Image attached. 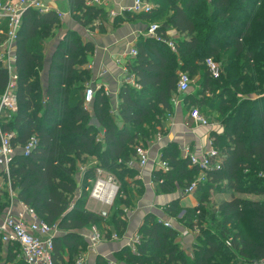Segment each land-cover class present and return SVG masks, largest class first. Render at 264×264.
Masks as SVG:
<instances>
[{
	"label": "trees",
	"instance_id": "1",
	"mask_svg": "<svg viewBox=\"0 0 264 264\" xmlns=\"http://www.w3.org/2000/svg\"><path fill=\"white\" fill-rule=\"evenodd\" d=\"M147 1L154 5L149 14L126 12L122 19L152 24L162 17L156 24L158 39L148 38L135 45L136 56L126 69L136 87L122 85L115 110L103 89L95 91L89 109L84 107L89 72L82 67L93 47L90 42L81 43L75 33L66 34L58 44L42 89L44 42L59 19L54 11L24 12L16 46L17 110L2 124L4 132L15 134L12 145L18 149L9 166L8 185L0 189V218L9 194H15L16 200L32 208L40 219L56 225L61 234L54 239V264L75 263L86 250L79 235L84 229L95 226L103 231L108 226L122 233L124 210L130 206L129 200L122 199L128 196L130 184L139 183L135 180L137 170L130 163L136 161L138 146L145 148L163 133L160 118L170 112L178 74L183 72L191 80L200 78L199 93L185 95L184 102L202 107L198 108L201 114L213 116L224 126L221 134L212 136L225 159L219 170L208 173L206 181L198 185L196 206L183 209L175 201L167 210L168 217L181 226L178 229L192 228L197 221L200 234L192 246L193 256L190 259L181 248L178 229L163 227L150 214L139 229L135 252L122 249L117 262L229 264L240 257L262 263L264 200L250 197H264V0ZM68 2L70 15L80 27L93 30L95 21L107 19L102 5H87L86 0ZM98 29L103 31L101 26ZM4 31L1 26L0 32ZM170 31L179 38H170ZM3 39L0 33V43ZM167 41L173 42L174 51ZM207 58L219 64V78L210 76L204 64ZM8 82L7 72L0 66V95ZM92 119L97 127L90 125ZM31 137L37 138V146L24 157L20 149ZM161 152V159L171 169L166 174L152 172L153 182L161 180L157 184L161 192L181 191L198 176V169L179 157L175 144ZM89 158L96 163L88 164ZM98 171L111 176L121 194L111 206L118 201L107 224V216L78 209L84 205V195L76 198L78 177L85 184ZM210 192L229 195L230 200L210 203ZM3 249L0 264H24L12 246ZM97 264L107 262L98 259Z\"/></svg>",
	"mask_w": 264,
	"mask_h": 264
},
{
	"label": "built area",
	"instance_id": "2",
	"mask_svg": "<svg viewBox=\"0 0 264 264\" xmlns=\"http://www.w3.org/2000/svg\"><path fill=\"white\" fill-rule=\"evenodd\" d=\"M110 0H86L87 5L101 6L107 4ZM154 8L147 0H132V5L129 12L133 14H149ZM27 9L36 10L39 12H46L47 9L40 3L39 0H0V27L4 26L5 31L3 42L0 43V66L7 72L8 85L5 91L0 95V174L4 183L8 185L9 182V166L12 163L13 156L17 150L12 145V140L15 137L13 132H4L2 124L17 110L16 98L14 95L17 74L15 70L16 62V46L18 32L21 27V21L24 12ZM57 15V14H56ZM60 18V15H57ZM156 25H150L148 28V37L157 40ZM167 47L174 51V44L172 41H167ZM136 56V50L129 51V59ZM210 76L217 79L220 76V66L212 58H207L204 61ZM123 72L127 75L126 84L136 87L134 77L128 75L126 67ZM192 85V80L187 73L178 74V82L176 91L181 96L186 95ZM99 89V88H97ZM93 86H87L84 93V107L89 109V105L93 101L94 93L97 90ZM104 94L110 96L108 91ZM182 98V97H181ZM173 103L176 102L172 101ZM171 102V103H172ZM177 103L184 104V98L177 100ZM188 119L195 126L201 128H211V120L201 114L198 108L192 107L188 114ZM158 136V135H157ZM159 138V136H158ZM37 146V138L31 137L26 144L20 149L22 156L27 157L31 151ZM183 159L188 160L190 168L198 169V176L186 188L180 191L181 195L188 196L193 194L199 184H203L208 176V173L217 171L223 164L225 154L215 147L213 136H209L204 146H193V149H185L183 152ZM130 163L136 170L143 169L149 162L148 151L142 146L136 148V161ZM170 167L166 161L161 159L153 165V171L161 173L170 172ZM101 176H105L102 179ZM6 181V182H5ZM154 184L156 182H153ZM92 184L91 187L89 185ZM157 184H161L159 180ZM118 194V186L114 179L98 171L96 177L87 180L80 191V195H89L94 202L99 204L102 208H111L113 202ZM20 212L14 214L11 209L5 212V215L0 221V243L3 246H18L21 252V258L24 264H54L52 254L54 249V239L58 235V227L56 225H48L40 219L35 211L20 203ZM170 205L162 207V212H167ZM126 211L124 210V213ZM102 217L107 216V212H99ZM159 223L168 229H178L181 227L173 225L174 219L162 218L158 219ZM179 235L183 238H191L192 242L200 234V228L197 221H193L192 228L182 227L178 229ZM103 234L97 231V228L92 226L89 228V233L85 237L88 244L89 251H94L96 246L102 241ZM112 239H117L116 234L111 235ZM140 242V235L136 234L127 244V247L135 251V246ZM264 263V261H262ZM259 263V264H262ZM74 264H86L84 254H79Z\"/></svg>",
	"mask_w": 264,
	"mask_h": 264
},
{
	"label": "crops",
	"instance_id": "3",
	"mask_svg": "<svg viewBox=\"0 0 264 264\" xmlns=\"http://www.w3.org/2000/svg\"><path fill=\"white\" fill-rule=\"evenodd\" d=\"M39 1L47 11H54L57 15H60V18H58V26L53 30L51 37L44 42V68L40 73V80H42L43 87H46L48 65L58 44L66 34L75 33L80 38L81 43L90 42L93 47L92 53L88 55V63L82 67V69H86L89 72V81L86 87L93 86L96 89L99 88L108 91L112 108L115 110L119 102V91L122 85L126 84L125 80H127V75L123 72V69L126 67V64L130 62L129 51L131 49L136 50L135 45L137 43L150 38L148 37V28L151 25L149 21L140 20L128 22L123 20L122 17L126 12H129L132 0H110L107 4L102 5L107 14L106 21L102 23L98 20L95 21L93 23L94 29L90 30L89 28L78 26L73 20L70 15L68 0ZM100 26L103 29L102 32L98 29ZM167 35L175 40L179 38V35L174 31L168 32ZM199 79L200 78L192 80V83L199 82L200 84ZM206 97L209 98L210 95L206 93ZM172 101H175V99H172ZM181 107L182 104L177 103V101L171 103V109L173 111L168 128L164 126L163 133L158 134L159 138L156 135L155 138L150 140L145 146V149L148 151L149 162L143 169H138L137 175L135 176V180L144 187V194L143 198L136 203L134 210L126 211L125 209V230L118 234L113 227L107 226L103 231L96 227L97 231L103 234L105 238L96 246L94 251H89L88 244L85 241V237L89 233V228L79 232L80 237L87 245L84 251L85 254L81 253L85 255L86 264H97L98 259L106 261L108 264H124L121 261L117 262V254L122 249L129 248L127 244L136 234H139V229L142 226L144 218L150 214L157 219L168 218L167 212H162L160 209L175 201L180 205V200L185 198V196L183 197L181 195L180 190H176L175 193L165 194L158 189L157 185L152 181L154 163L161 157V151L170 144H175L179 157L183 158L185 149H193V146H204L208 137L215 133L221 134L224 130V126L216 121L213 116H208L211 120V128L197 127L189 121L188 117H183ZM92 121L94 120L92 119ZM93 123V125L97 127L96 121ZM118 125H120V123ZM89 159L90 161L88 164L94 165L96 163L92 158ZM3 185L4 181L0 176V188H2ZM195 194L194 192L188 195L195 199L193 207L197 204ZM14 199L16 203L10 206V208L14 214H17L20 212L21 208L16 197H14ZM100 209V211L103 210L101 206ZM92 213L99 214V212L95 210H92ZM182 214L183 211L180 215ZM1 217H3V215ZM172 223L178 226L175 221ZM59 234H61V231L58 232V235ZM112 234L117 235L116 240L111 238ZM178 241L185 254L191 259L193 256L192 246L194 245L192 239L183 238L179 235ZM130 250L135 252L132 249Z\"/></svg>",
	"mask_w": 264,
	"mask_h": 264
},
{
	"label": "rangeland",
	"instance_id": "4",
	"mask_svg": "<svg viewBox=\"0 0 264 264\" xmlns=\"http://www.w3.org/2000/svg\"><path fill=\"white\" fill-rule=\"evenodd\" d=\"M162 19V17H159L158 19H156L151 25H156L160 22V20ZM46 45V44H45ZM41 82V85H42V89H44L43 87V83H42V80H40ZM199 85V82H194L192 83L189 91L186 93V95L188 94H197L199 93V89H198V86ZM185 98V95L184 96H181L180 94L176 93L172 99H175L176 101L177 100H181L182 98ZM189 105V106H188ZM186 104L184 102V105H182V109L181 111L183 112L182 115L184 118H187L188 117V114H189V111L192 107H195V106H192L190 104ZM199 108L200 110H202V107H197ZM172 109L170 110L169 113H166L164 114V117L161 116L160 118V122L162 121V126H165V128H168V124H169V121L171 120V117H172ZM205 113V112H203ZM94 121H90V125H93ZM95 126V125H94ZM157 129H160L161 128H157ZM107 175V174H106ZM1 176V174H0ZM102 179H105L106 177L105 176H101ZM78 191H77V197H80V191L81 189L83 188V185L84 183L81 181V178L80 176L78 177ZM92 184L89 185V187H91ZM118 186V185H117ZM5 187V183L4 185L2 186V188L0 189H4ZM119 188V187H118ZM144 187L138 183V184H130L129 188H128V196L125 198V199H122V200H129L130 201V206L129 208L126 209V211H132L135 209V206H136V203L139 202L142 198H143V194H144ZM14 195V196H13ZM121 195L120 194V189H119V194L118 196ZM12 196H13V199H12ZM15 194H9L8 198L6 199L5 201V206H6V210L8 211L10 208V206H12L14 203H16L15 199ZM208 199H210V203H214L216 205H219L221 202H224V201H227V200H230V196L229 195H226V194H219L218 192H210V195L208 197ZM251 200H256V201H260V200H264V197H250ZM84 203V205L82 204V206L78 207L79 210L81 209H84L85 211L89 212V213H92V210H95L96 212H101L100 210V206L96 204V202L93 201V199H91L89 197V195H84V200L82 201ZM117 202H115L113 208H106V207H103V210L104 212H107V221L105 222L106 224L110 221V217L111 215L114 213L115 211V206L117 205ZM195 204V199L192 197V196H185V198L181 199L180 200V207L181 208H192ZM76 205V203H74L73 207L74 208ZM133 207V208H132ZM131 209V210H130ZM5 210V211H6ZM100 214V213H99ZM5 215V212L3 214V216ZM183 216V215H182ZM179 217H181V215H179ZM2 218V217H1ZM1 218H0V221H1ZM3 248H7V246H2ZM0 248V254L2 255L3 252L5 251L3 248ZM12 249L13 251L16 253V258L19 259V261L21 262L22 261V258H21V252L19 251V249L15 246H12ZM84 254L85 252L82 251ZM108 264V263H107ZM229 264H257V263H253V262H250V261H245L244 259L240 258V257H235L233 259V261H231Z\"/></svg>",
	"mask_w": 264,
	"mask_h": 264
}]
</instances>
